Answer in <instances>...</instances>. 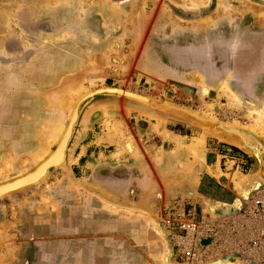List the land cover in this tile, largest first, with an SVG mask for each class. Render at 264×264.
<instances>
[{"label":"rangeland","instance_id":"obj_1","mask_svg":"<svg viewBox=\"0 0 264 264\" xmlns=\"http://www.w3.org/2000/svg\"><path fill=\"white\" fill-rule=\"evenodd\" d=\"M76 84L79 92L70 91ZM100 86L147 94L264 136V0H0V182L39 163L55 145L56 127L68 122L69 98L74 105ZM116 99L115 106L110 99L88 105L79 125L94 111L102 113L96 131L106 138L98 141L111 143L107 150L120 148L119 154V133L136 140L129 128L134 112L123 102L131 100ZM113 110L122 117L115 119ZM63 175L53 169L41 183L0 201ZM206 181L201 188L213 199L232 201L225 188ZM257 195L264 193L257 190L241 212L208 221L219 225L217 242L226 246L214 247L212 256L237 252L264 262L249 250L241 228Z\"/></svg>","mask_w":264,"mask_h":264},{"label":"crops","instance_id":"obj_2","mask_svg":"<svg viewBox=\"0 0 264 264\" xmlns=\"http://www.w3.org/2000/svg\"><path fill=\"white\" fill-rule=\"evenodd\" d=\"M117 101L111 99L113 106ZM123 102L134 112L129 128L138 155L122 147L119 156L115 145L107 150L111 143L98 141L106 138L105 132L96 131L103 116L94 111L69 147L73 180L65 174L55 183L0 201V264H163L166 246L149 215L158 214L167 232L161 220L165 207L181 201L203 211L200 196L215 200L201 191L203 180L235 197L240 174L257 171L254 157L236 146L166 115L149 116L138 103ZM155 127L163 129L160 135ZM149 134L153 141L145 142ZM255 135L264 156V136ZM234 173L235 182L229 177Z\"/></svg>","mask_w":264,"mask_h":264},{"label":"water","instance_id":"obj_3","mask_svg":"<svg viewBox=\"0 0 264 264\" xmlns=\"http://www.w3.org/2000/svg\"><path fill=\"white\" fill-rule=\"evenodd\" d=\"M103 96L112 97L104 98ZM120 96L131 100L133 103L143 105L149 116L159 118L157 115H166L172 121L181 122L190 127L200 129L203 135H208L221 142L234 145L254 157L257 163V171L240 175V189L231 202L210 200L207 197L200 196L204 206L203 209L208 214V216H203L206 221H215L219 217L241 212L245 208L244 202L250 199L257 190L264 188V156L255 137V132L211 119L194 110L160 100L147 94L122 87L100 86L80 97L73 109L65 131L58 143L51 149L49 155L45 156L40 163L20 176L0 182V199L41 183L53 169H62L70 180H73L68 152L79 127L84 109L99 99L111 100ZM149 219L153 222L156 233L166 246L163 264H180L172 260V241L169 232L161 228L158 222L159 215L154 213L153 215H149ZM200 264H264V262L253 261L242 253L233 252L209 258Z\"/></svg>","mask_w":264,"mask_h":264},{"label":"built area","instance_id":"obj_4","mask_svg":"<svg viewBox=\"0 0 264 264\" xmlns=\"http://www.w3.org/2000/svg\"><path fill=\"white\" fill-rule=\"evenodd\" d=\"M248 210L249 222L242 223L241 228L248 238L246 242L249 250L264 256V195L255 196ZM161 220L173 243L175 261L180 264H200L214 257V247L217 250L226 247L225 243L217 242L222 233L219 225L206 221L194 208L187 207L181 201L165 207ZM234 227L230 224L228 228L234 235L235 244H238ZM202 239H208V243L202 244Z\"/></svg>","mask_w":264,"mask_h":264},{"label":"bare ground","instance_id":"obj_5","mask_svg":"<svg viewBox=\"0 0 264 264\" xmlns=\"http://www.w3.org/2000/svg\"><path fill=\"white\" fill-rule=\"evenodd\" d=\"M79 90H80V87L76 84L75 86H74V88H72L70 91H77V92H79ZM91 91V90H90ZM90 91H88V92H90ZM88 92H86V93H88ZM86 93H84V94H82L81 96L83 97V95H85ZM66 94H68V93H66ZM224 94H227V95H229V98H228V100H227V102H228V104L230 105V106H235V100H234V98L228 93V92H226V91H224ZM78 96V95H77ZM81 96H79L78 98H77V100H75L76 102H75V104L74 105H70L71 103H72V99L71 98H69V102H68V104H67V106H69V108L70 109H68V110H70V116H69V119H68V121L70 120V118H71V115H72V112H73V109H74V107H75V105L77 104V102H78V100L80 99V97ZM68 98V97H67ZM71 106V107H70ZM69 112V111H68ZM68 123V122H67ZM66 127H67V124H66V126L64 127L63 125H60V126H58V127H56V131H55V133H56V135H54V137H53V144L55 143V144H57L58 143V141L60 140V138H61V136H62V134H63V132L65 131V129H66ZM50 133V132H49ZM120 134V136H118L119 138H122V147L124 148V151L126 152V153H128V154H131L132 156L133 155H138V150L136 149V146H135V143L133 142V139H132V137H125L124 136V134L123 133H119ZM197 142V139L196 138H193V140L191 141V142ZM196 144V143H195ZM194 144V145H195ZM44 149V148H43ZM51 152V150L49 149V148H47L46 149V151H45V153H44V155H42L41 157H38L39 158V163L45 158V156H47V155H49V153ZM43 154V153H42ZM38 164V163H37ZM212 171H214V170H212ZM214 175H216V176H218V173L215 171V172H212ZM220 174V173H219ZM236 173H234V174H231V175H229V177L232 179V180H234V182H235V177H236ZM20 176V175H19ZM215 176V177H216ZM16 177H18V176H16ZM236 184V186H237V183H235Z\"/></svg>","mask_w":264,"mask_h":264},{"label":"flooded vegetation","instance_id":"obj_6","mask_svg":"<svg viewBox=\"0 0 264 264\" xmlns=\"http://www.w3.org/2000/svg\"><path fill=\"white\" fill-rule=\"evenodd\" d=\"M201 191H203L204 192V190L201 188ZM209 196L211 197V198H213L210 194H209Z\"/></svg>","mask_w":264,"mask_h":264}]
</instances>
